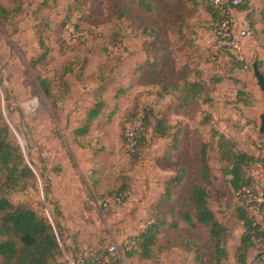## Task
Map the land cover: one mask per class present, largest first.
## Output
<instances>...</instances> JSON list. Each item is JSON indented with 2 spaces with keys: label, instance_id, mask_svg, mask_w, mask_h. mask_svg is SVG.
Masks as SVG:
<instances>
[{
  "label": "rangeland",
  "instance_id": "374dc122",
  "mask_svg": "<svg viewBox=\"0 0 264 264\" xmlns=\"http://www.w3.org/2000/svg\"><path fill=\"white\" fill-rule=\"evenodd\" d=\"M151 1L157 14L145 12L136 0L0 1V113L16 153L34 172L8 197L31 203L48 219L61 244L58 259L84 247L104 255L107 244L116 241L123 264H214L205 229H192L180 218L198 175V143L204 140L215 174L208 186L211 205L229 228L230 256L220 264H237L244 222L234 216L232 176L215 133L250 156L264 137L259 133L264 103L252 69L256 57L264 59V2L253 0L239 13L252 22L254 33L244 40L251 68L236 72L244 81L238 83L216 80L224 77L230 56L218 50L208 0ZM195 70L208 86L188 106L181 105L179 88L195 79ZM243 96L248 104L239 100ZM98 101L103 107L89 132L76 133ZM165 113L168 134L158 136L150 128L138 153L127 152L126 123L137 114L155 121ZM185 166L187 175L172 193L180 202L178 226L162 228L150 258L141 244L125 252L127 238L174 205L162 197L167 182ZM61 174L72 181V201L54 189ZM127 189L118 200L115 194ZM249 258L264 264V250L251 246Z\"/></svg>",
  "mask_w": 264,
  "mask_h": 264
},
{
  "label": "trees",
  "instance_id": "16d2710c",
  "mask_svg": "<svg viewBox=\"0 0 264 264\" xmlns=\"http://www.w3.org/2000/svg\"><path fill=\"white\" fill-rule=\"evenodd\" d=\"M13 1L18 2L21 0ZM136 1L147 13L157 14L160 11L158 6L151 0ZM208 1V10L215 17L214 28L216 29L221 24L226 14L221 12L210 0ZM251 5L246 3L234 6V8L237 12L246 11ZM0 8H3L2 5H0ZM247 15L249 16V12ZM66 25L67 21L65 20L62 22V26L65 27ZM250 25L254 33V26L251 21ZM180 28L182 27L180 26ZM217 41L219 44L218 50L230 56V58L227 57L228 60L225 61V63L227 62L225 65L227 70H229V72L231 71V73L227 72V70L223 71L224 77L222 78V75H218L216 80L224 81L230 78L234 82L244 83L242 77L239 75L237 76L236 72L238 73L239 71L250 69L251 63L248 59L239 58L219 37H217ZM259 67L264 72V59L259 60ZM225 74L232 77H226ZM193 75L195 79L186 80L184 85L179 88L181 105L188 106L191 101L199 98L208 86V81L202 77V71L195 70ZM244 86L245 85H243V87ZM206 92V95H204L206 99L204 100H209V93ZM239 92L241 95L244 94L243 89ZM246 94L250 96V93L246 92ZM246 98V96H243V98L239 100L245 101L244 103L248 104L249 102L246 101ZM102 107L103 101H98L90 108L85 124L82 127H78L75 132L78 134L88 133L93 121L97 119L101 113ZM2 119L0 113V264H59V261L62 260L58 259L59 252L61 251V244L57 234L53 230L52 224L46 217L41 215L31 203H14L8 197V191L10 189H12L23 177L34 175V172L32 167L23 160L24 158L16 153L17 147L10 139L9 126ZM138 119H142L143 125L142 129L137 133V145L135 150L129 152L132 155L137 154L140 150L146 139L148 129L152 128L155 134L162 137L166 136L169 132L167 113H165L164 117L156 118L155 121L151 120L149 114H145L144 116L137 114L124 126V146L126 144L125 130L127 125L132 124ZM215 134V137L217 136L218 139L221 157L227 162L225 171L232 176L230 181L234 186L233 197L236 203L234 216L244 222V233L241 236L240 244L234 254L235 261L237 264H252L249 258L250 248L251 246H255L252 240V222L248 213L236 198L235 191L242 183L247 182L245 178L246 170L251 165L256 153L250 156L248 152L234 151L233 145H231V139L228 136L219 132ZM261 138L264 137L262 136ZM209 144L210 143L204 140H200L198 143V175L196 181L192 185V190L188 198L189 205L182 209L180 218L192 229L197 226H202L205 229L213 254L215 255L212 262H214V264H220L222 260L230 256L228 248L229 228L227 223L217 216L210 201L211 195L208 186L215 174L209 162ZM186 175L187 167L185 166L180 168L175 176L167 182V190L162 197V202L167 204L168 202L174 201V205L169 211L158 214L138 235L130 237V239L136 240L131 252L134 251L136 246L141 244L144 256L150 258L152 256V246L156 244L162 228L167 225L169 227L178 226L179 220L177 219V215L179 216V213L177 212L178 208L176 206H180V202L179 198H174L172 196V193L173 188L182 183ZM47 182L49 185V182H51L50 179H47ZM127 191L129 190L127 189L122 193L115 194V196L121 197ZM58 214H60V210H58ZM169 215L173 216L171 221L168 220ZM84 251H88L89 254L86 259L87 264H94L95 261L105 259L109 255L107 246L106 254L104 255H101L98 251L89 247H84L80 252L68 255L76 261L78 256Z\"/></svg>",
  "mask_w": 264,
  "mask_h": 264
},
{
  "label": "built area",
  "instance_id": "2783aa9c",
  "mask_svg": "<svg viewBox=\"0 0 264 264\" xmlns=\"http://www.w3.org/2000/svg\"><path fill=\"white\" fill-rule=\"evenodd\" d=\"M218 9L225 13V18L214 30V33L226 44L239 58L247 59L244 50V40L249 39L253 34L252 27L246 17L239 16L234 6L242 4H253V0H210ZM143 121L138 119L127 125L125 130L127 152L135 150L137 145V133L142 129ZM245 178L246 183L235 191L236 198L248 213L253 227L252 240L256 246L264 250V140L262 138L256 143V156L251 165L247 168ZM127 194V193H125ZM117 197V199H122ZM108 206V201L105 202ZM136 240L127 238L124 241V251L131 252ZM108 257L99 259L94 264H123L124 256L119 243L110 241L107 244ZM88 251H84L75 261L69 255L59 261V264H87Z\"/></svg>",
  "mask_w": 264,
  "mask_h": 264
},
{
  "label": "water",
  "instance_id": "95a60500",
  "mask_svg": "<svg viewBox=\"0 0 264 264\" xmlns=\"http://www.w3.org/2000/svg\"><path fill=\"white\" fill-rule=\"evenodd\" d=\"M253 74L257 80V84L262 92V100L264 103V72L259 67V58L256 57L252 62ZM260 124H259V133L264 135V111L260 113Z\"/></svg>",
  "mask_w": 264,
  "mask_h": 264
},
{
  "label": "crops",
  "instance_id": "0c3cea01",
  "mask_svg": "<svg viewBox=\"0 0 264 264\" xmlns=\"http://www.w3.org/2000/svg\"><path fill=\"white\" fill-rule=\"evenodd\" d=\"M56 180L57 181L54 189L59 188L60 196L64 198L70 197L68 201H72L74 196H76V193L73 192L71 179H69L67 175L61 174V177H56ZM65 255H68V253H66Z\"/></svg>",
  "mask_w": 264,
  "mask_h": 264
}]
</instances>
